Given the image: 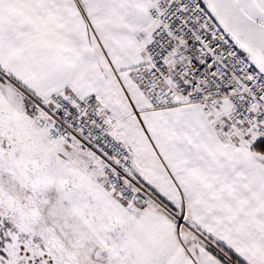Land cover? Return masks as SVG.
Masks as SVG:
<instances>
[{"label":"snow or ice","instance_id":"6c2138e0","mask_svg":"<svg viewBox=\"0 0 264 264\" xmlns=\"http://www.w3.org/2000/svg\"><path fill=\"white\" fill-rule=\"evenodd\" d=\"M0 264H264V0H0Z\"/></svg>","mask_w":264,"mask_h":264}]
</instances>
